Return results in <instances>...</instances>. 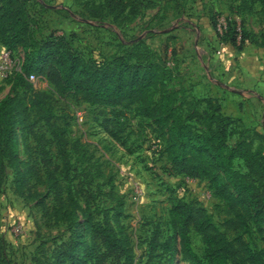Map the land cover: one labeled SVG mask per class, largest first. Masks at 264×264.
<instances>
[{
	"label": "trees",
	"instance_id": "trees-1",
	"mask_svg": "<svg viewBox=\"0 0 264 264\" xmlns=\"http://www.w3.org/2000/svg\"><path fill=\"white\" fill-rule=\"evenodd\" d=\"M239 1L240 12L252 11L255 0ZM259 1L264 8V0ZM85 7L91 16L101 18L123 11L125 5L123 0H92ZM136 14L134 10L132 15ZM213 21L216 30L217 21ZM32 23L25 0H0V39L8 50L19 46L24 53L21 71L15 74L10 89L22 95L0 101V192L7 169L15 171L17 194L23 195L28 184L19 155L21 129L33 139L41 157L32 162L29 174L47 187L45 200L51 195L54 201L51 210L44 201L39 205L47 218L67 223L70 233L51 260H37L36 264H134V257L119 224L123 203L113 189L109 197L119 202L113 220L105 212L99 214L98 209L102 218L96 220L89 200L86 207L77 204L72 188L83 181L68 153L70 124L56 115L54 96L37 91L28 81L31 75L46 80L60 97L119 113L114 119L120 127L127 122L126 111L137 110L138 118L166 131L163 153L172 173L205 182L213 198L224 205L226 219L221 228L196 198L175 203L169 211L170 234L164 238L160 231L154 232L146 264H174L178 252L191 264H264V247L253 248L245 238L251 236L254 225L264 242V135L240 126L241 120L227 116L217 99L197 98L183 87L172 88L176 67H168L155 52L135 48L99 62L85 57L66 37L51 34L38 40ZM216 34L219 43L238 51L249 42L264 48V34L257 38L243 21L229 20L223 34L217 30ZM117 109L120 112H115ZM40 124L46 132L42 128L37 131ZM121 133L116 131L114 139ZM235 135L238 139L229 144ZM257 141L262 143L257 146ZM48 144L56 146L60 164L52 160ZM26 149L30 150L29 146ZM236 161L242 162L246 173L235 169ZM191 231L205 246L202 258L190 246ZM231 233L234 239L229 238ZM2 251L0 241V264Z\"/></svg>",
	"mask_w": 264,
	"mask_h": 264
},
{
	"label": "rangeland",
	"instance_id": "rangeland-1",
	"mask_svg": "<svg viewBox=\"0 0 264 264\" xmlns=\"http://www.w3.org/2000/svg\"><path fill=\"white\" fill-rule=\"evenodd\" d=\"M89 1L92 0H25L36 38L46 39L51 34L66 37L85 57L99 62L122 56L135 48L140 52L149 50L170 63L167 66L172 69L177 68L182 60V55L178 56L177 53L183 52L187 59L183 63H188V66L182 69L183 64H180V76L174 70L175 77L170 86L175 89L184 85L188 88V85L196 83L195 87H190L198 91L200 87L197 85L206 81V74L210 70L204 63L206 57L201 58L204 57L200 51L202 49H194L196 46L215 48L219 44L213 20L217 24L226 23L229 19L239 24L243 21L246 30L257 38L264 34V8L259 0L252 4L251 12H240L239 0H123V11L119 9L115 15L101 18L87 12L85 4ZM134 10L136 15H132ZM6 47L0 39V61L5 50H8ZM251 51L264 53V48L247 43L242 60L249 62L255 55L262 54ZM11 52L12 58L21 66L24 60L22 49L17 46ZM204 66L207 70H203ZM14 77L0 78V101L6 96L22 95L21 91H10ZM33 85L37 91L54 96L56 115L60 119L66 118L70 124L67 136L71 145L68 153L77 168L79 179L83 181L79 187L72 188L77 204L86 207V200H89L90 212L95 214L96 220L102 218L99 215L102 212L113 220V214L119 212V202L111 201L109 197L113 189L123 203L119 224L124 228L134 264H146L148 244L154 232L160 231L164 238L170 234L169 211L172 206L182 199L196 198L202 201L200 196L207 184H187L184 178L172 173L163 153L166 131L158 127L155 129L152 121L138 118L137 110L126 111L127 122L120 127L114 119L119 113L90 107L72 97H60L46 80ZM260 94L264 97V92ZM252 97L256 96L253 94ZM155 99H159L157 91ZM255 103L256 100L252 102L251 98H247L241 104V109L247 104L248 118L254 119L253 125H257L261 132L264 126V100ZM115 112H120V109ZM225 113L238 117L242 114ZM239 125L245 128L242 121ZM39 128L46 132L42 124L37 126V131H40ZM116 131L122 133L114 139ZM18 137L22 170L26 173L28 184L23 195L17 194L15 171L7 169L0 192L1 264H36L37 260H51L56 249L68 241L70 233L67 223L54 217L47 218L39 205L44 201L51 210L54 204L51 195L45 200L47 187L29 174L32 162L40 161L41 157L29 135L18 129ZM237 139L238 135H235L229 144H234ZM261 143L257 141L256 145ZM27 146L30 148L28 151ZM47 150L55 164H60L56 146L48 144ZM235 169L246 173L241 161L235 162ZM86 193L93 194V198L87 197ZM202 203L222 228L226 219L224 205L215 199ZM97 209L101 211L99 214ZM252 227L253 233L245 238L253 248L261 250L264 247L262 235L254 225ZM229 238L234 239L235 234H229ZM190 246L199 257L204 256L205 246L193 231L190 232ZM174 264L191 262L178 252Z\"/></svg>",
	"mask_w": 264,
	"mask_h": 264
},
{
	"label": "crops",
	"instance_id": "crops-1",
	"mask_svg": "<svg viewBox=\"0 0 264 264\" xmlns=\"http://www.w3.org/2000/svg\"><path fill=\"white\" fill-rule=\"evenodd\" d=\"M203 52L204 57L201 56L202 59L206 60L204 63L210 69L206 74V81L197 85L200 87L194 89L196 83L190 84L194 85V87H184L189 91L194 97L197 98H214L217 99L222 106L223 112H242L240 117L235 116L233 114H226L229 117H233L235 119H240L246 128H257V131L260 132L257 125L254 124V119L251 117L248 118L249 110L247 109V104L241 109V104L243 101H247V98H251V101H255L257 104L259 101H263L264 97L261 96L260 93L264 92V53L251 51L250 53L257 52L261 56L255 55L251 61L242 60L243 51H238L235 47L228 44L215 45L214 47H201L196 46V49ZM247 49V48H246ZM198 51V50H197ZM183 52H178L182 55L181 63H179L176 68L177 76H180V64L182 65V69H186L188 63L187 59L184 58L186 54H182ZM256 54V53H255ZM179 61V60H178ZM221 65V67H219ZM203 70H207V67L204 66ZM196 87V88H197ZM192 88L195 90L192 92ZM245 94H250L246 96ZM256 97H252V95ZM201 95V96H197ZM256 98V99H255ZM257 106V105H256ZM247 116V117H246ZM252 121V122H251ZM264 131V126L262 127ZM260 133L264 135V132Z\"/></svg>",
	"mask_w": 264,
	"mask_h": 264
},
{
	"label": "built area",
	"instance_id": "built-area-1",
	"mask_svg": "<svg viewBox=\"0 0 264 264\" xmlns=\"http://www.w3.org/2000/svg\"><path fill=\"white\" fill-rule=\"evenodd\" d=\"M231 20V19H229ZM223 24H217V32L219 34H223V32L227 29L228 21ZM170 64V63H168ZM21 71L20 63L17 62V60H14L12 58V52L9 50H5V53L3 55V59L0 61V78L1 79H9L12 76H14L16 73ZM28 81L32 84H35L38 81H43V79H40L36 77L35 75H31L28 78ZM187 184H198L200 181L190 178L184 179ZM201 183V182H200ZM203 202H207L210 200H213L212 192L209 190L208 187L204 188L202 191V196H200ZM202 201H200L202 203ZM203 204V203H202Z\"/></svg>",
	"mask_w": 264,
	"mask_h": 264
}]
</instances>
